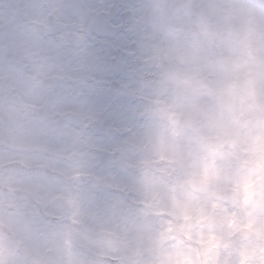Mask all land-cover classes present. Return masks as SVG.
<instances>
[{"label": "clouds", "instance_id": "9594fccd", "mask_svg": "<svg viewBox=\"0 0 264 264\" xmlns=\"http://www.w3.org/2000/svg\"><path fill=\"white\" fill-rule=\"evenodd\" d=\"M0 264H264V0H0Z\"/></svg>", "mask_w": 264, "mask_h": 264}]
</instances>
